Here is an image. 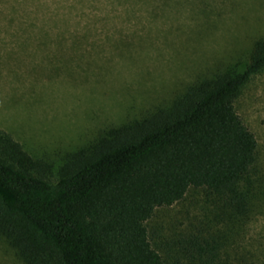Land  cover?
<instances>
[{
    "label": "trees",
    "instance_id": "trees-1",
    "mask_svg": "<svg viewBox=\"0 0 264 264\" xmlns=\"http://www.w3.org/2000/svg\"><path fill=\"white\" fill-rule=\"evenodd\" d=\"M6 1L14 13L3 16L9 26L14 24L13 32H35L42 41H56L57 52L50 53L49 64L54 69L62 65L72 76L70 67L84 55L82 43L94 31L73 20L85 15L84 0L52 4L0 0V4ZM115 1L131 10L135 3L147 0ZM161 1L182 5L188 0ZM189 1L205 17L193 25L194 41L223 25L227 49L214 58L245 46L238 50V55H245L241 68L235 61L215 69L196 68L209 58L201 47L192 65L182 59L190 80L180 74L168 82L162 79L161 88L149 92L154 102L139 118L105 129L88 144V152L68 156L57 176L46 175V162L0 129V236L23 264H191L181 257L163 258L151 246L145 226L157 207L182 199L191 187L217 196L223 225L218 235L192 236L186 241L190 262L248 264L242 253H232L228 246L259 207L264 180L254 173L257 139L237 112L235 99L250 78L264 69V34L252 32L246 19L232 25L220 21L226 13L221 9L218 13L209 0ZM235 3L227 2L234 14ZM100 17L107 15L99 13L95 19ZM128 37L123 29L107 31L108 40L121 44ZM69 48L73 53L67 56ZM140 82L136 80L138 87L145 85ZM166 82L170 84L165 88ZM95 97L89 94L88 101L97 104L93 112L100 115L107 109Z\"/></svg>",
    "mask_w": 264,
    "mask_h": 264
},
{
    "label": "rangeland",
    "instance_id": "rangeland-1",
    "mask_svg": "<svg viewBox=\"0 0 264 264\" xmlns=\"http://www.w3.org/2000/svg\"><path fill=\"white\" fill-rule=\"evenodd\" d=\"M49 1L52 4L56 0ZM89 1L93 3L84 0L85 15L81 19L73 17L81 27L87 25L94 31L82 43L84 55L77 56L70 67L72 76L61 69L62 65L54 69L49 64L50 53L57 52V42L42 41L35 32L25 34L28 39L21 32L15 34L14 24L9 26L8 18L3 16L14 13L11 2L0 4V129L9 132L31 155L44 160L49 176H57L72 153L88 152V144L108 127L139 118L154 102L149 92L160 89L162 79L168 82L174 74H180L190 80L192 76H186L182 59L192 65L201 47L209 58L196 68L215 69L234 61L241 68L245 58L244 54L238 55L245 46L214 58L227 49L228 33L223 25L206 33L200 42L194 41L193 25L205 17L189 0L182 5L147 0L135 3L131 10L115 0ZM209 2L215 4L218 13L220 9L226 13L220 21L232 25V21L246 19L252 32L264 34V0H227L236 2V14L229 12L223 0ZM63 11L68 15L67 7ZM99 13L107 17L95 19ZM210 17L216 18L213 14ZM113 29L125 30L129 37L123 44L107 39V31ZM65 51L67 56L73 53L70 48ZM232 55L234 58H230ZM137 79L145 85L138 87ZM167 82L164 87L170 84ZM121 83L132 87L121 89ZM89 94L104 103L107 110L95 114L97 104L91 105ZM235 107L257 139L254 173L264 180V69L243 87ZM260 196L259 207L250 213L240 234L228 246L230 252L242 253L248 264H264V196ZM217 199L203 188L191 187L182 199L157 207L145 221L151 246L165 259L181 257L193 264L189 249H185L186 241L192 236L218 235L222 230ZM0 264H23L2 236Z\"/></svg>",
    "mask_w": 264,
    "mask_h": 264
}]
</instances>
